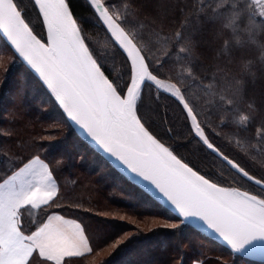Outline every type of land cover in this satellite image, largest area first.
Listing matches in <instances>:
<instances>
[{
	"label": "snow or ice",
	"instance_id": "1",
	"mask_svg": "<svg viewBox=\"0 0 264 264\" xmlns=\"http://www.w3.org/2000/svg\"><path fill=\"white\" fill-rule=\"evenodd\" d=\"M28 3L30 8L24 0H0V34L12 51L8 60L0 56V83L9 66L19 61L65 122L78 127L175 213L153 217L147 230L162 226L178 234L193 225L229 252L230 259L218 258L219 264L264 257V106L245 103L249 78L256 76L255 59L232 51L251 44L264 64V0H215L200 5L195 14H185L181 7L174 10L178 22L170 21L167 13H153L141 0H87L92 20L112 46V63L92 46L71 0ZM205 25L213 26L214 39L223 41L225 58L220 62L218 53L211 72L201 66L206 73L201 75L196 36ZM237 62L238 73L232 68ZM146 86L155 93L153 111L161 95L171 99L188 129L185 142H195L197 151L218 162L231 174V182L206 171L177 151L181 145L169 142L180 134L167 113L157 125L146 111ZM163 125L168 127L161 135L157 127ZM226 126L229 139L241 137L236 148L245 156L255 153L254 161L260 158L258 168L217 142L222 136L218 130ZM249 128L254 135L242 136ZM51 139L18 140L0 148V264H74L94 253L100 259L93 264H105L103 257L130 241L135 231L111 239L102 235V225L90 232L83 221L63 214L81 205L62 194L56 173L63 158H49L40 142ZM26 213L33 217L30 224L25 223ZM97 215L141 223L115 211ZM175 243L179 254L184 245ZM173 264L182 261L174 259Z\"/></svg>",
	"mask_w": 264,
	"mask_h": 264
},
{
	"label": "trees",
	"instance_id": "2",
	"mask_svg": "<svg viewBox=\"0 0 264 264\" xmlns=\"http://www.w3.org/2000/svg\"><path fill=\"white\" fill-rule=\"evenodd\" d=\"M114 2L122 3V0H114ZM214 2L215 0H141V3L153 13H167L168 19L173 22L179 20L178 11L174 12V10L183 7L185 14L188 12L195 14L200 5L207 6ZM24 5L31 7L28 0H24ZM71 5L82 25L88 30L92 46L99 55L112 63V46L108 43L104 32L92 20L87 1L71 0ZM32 19L35 20L34 14ZM196 39L200 42L197 70L200 71L203 66L210 73L213 64L217 62L218 53L220 62L225 58L223 41L214 39L211 25H205L202 31L197 33ZM232 51L233 55L239 56L243 52L245 59H255L253 70L256 76L254 80L249 78L245 103L253 107L264 106V64L258 60V51L247 43L243 48H234ZM0 56H5V60L12 56V51L1 36ZM115 68H119L118 63L115 64ZM232 68L238 73L240 63L233 64ZM200 74L206 75L203 71H200ZM207 82L205 80V83ZM144 93L145 109L156 120L157 125L165 119L167 113V119L172 122L171 126L180 134L174 137V141H169L181 145L177 147V151L206 171H211L223 180L231 182L233 179L231 174L224 171L218 162L211 156L205 157L203 152L197 151L195 142H185L184 138L189 135L188 129L184 127L183 116L173 101L161 95L158 101L159 107L154 112L153 109H156L152 99L155 95L154 90L150 91L146 86ZM53 124L59 127H50ZM167 127L168 125L157 127V131L163 135ZM218 131L222 133L218 143L240 152V155L248 160L250 167H259L260 158L257 157L255 161L252 159L255 153L245 156L242 150L235 147L240 136H232L229 139L224 135L228 132L227 126ZM49 135L53 139L40 142L46 148V155L48 152L53 154L52 157L48 156L49 158H63V166L56 173L62 194L81 205L80 208L65 209L63 214L83 221L89 226L90 232L96 225H102V235H107L111 239H115L123 232L135 231L130 241L111 255L103 257L105 264H173L174 259H180L182 264H193L194 261H200L201 264H219L218 258L230 259L229 252L222 244L206 237L191 225L183 227L177 234L162 226L147 230L146 226L133 224L126 219L98 216V212L115 211L134 217L138 221L152 222L153 217L171 218L175 214L116 171L105 158L84 142L69 122H65L59 109L49 103L46 91L34 79L25 75L23 65L17 61L9 66L6 78L0 83V148L11 146L18 140L30 143L33 138ZM241 135L253 136L254 128H249ZM61 148L67 149L64 155L59 152ZM69 164L72 168L68 171ZM86 166L90 167L89 172L85 170ZM240 183L244 181L241 180ZM118 196L130 200L126 202ZM34 211L37 215H41L43 210ZM32 219V216L25 214L26 224H30ZM129 223L134 226L130 230ZM177 240L184 245L180 248L179 254L176 253ZM98 242L94 240V243ZM95 257L97 258L94 253L92 256L76 259L74 264H93ZM236 264H264V261L238 257Z\"/></svg>",
	"mask_w": 264,
	"mask_h": 264
},
{
	"label": "water",
	"instance_id": "3",
	"mask_svg": "<svg viewBox=\"0 0 264 264\" xmlns=\"http://www.w3.org/2000/svg\"><path fill=\"white\" fill-rule=\"evenodd\" d=\"M87 1V0H86ZM0 36L2 37V39L5 41V43L7 44L5 38H3L2 34H0ZM70 126L72 127V129L75 131V133L84 141L86 142L94 151H96L98 154H100L103 158H105L108 163L116 170L118 171L120 174H122L125 178H127L130 182L134 183L136 186H138L139 188H141L143 191H145L148 195H150L152 198H154L156 201H158L160 204H162L165 208H167L161 201L157 200L149 191H147L143 185L141 183H139V178L134 177V174H130L128 173V171L126 169L123 168L122 165L119 164L118 161H116L114 158L109 157L107 154H105L104 152H102L89 138H87V136L78 128L76 127L74 124H72L71 122H69ZM169 211L172 212V210L170 208H167ZM174 213V212H172ZM175 214V213H174ZM193 226V225H191ZM195 228V226H193ZM197 229V228H195ZM198 230V229H197ZM199 231V230H198ZM211 238V237H210ZM212 239V238H211ZM214 240V239H213ZM216 241V240H215ZM220 244H222L220 241H216ZM223 245V244H222ZM249 259L252 260H263L264 261V257L261 256H255V257H250Z\"/></svg>",
	"mask_w": 264,
	"mask_h": 264
},
{
	"label": "rangeland",
	"instance_id": "4",
	"mask_svg": "<svg viewBox=\"0 0 264 264\" xmlns=\"http://www.w3.org/2000/svg\"><path fill=\"white\" fill-rule=\"evenodd\" d=\"M7 55H8V53H7ZM3 58L5 59V56H4ZM66 150H67V149H62V148H61V149L59 150V152L62 153V154L64 155V154L66 153ZM52 155H53V154H52L51 152H48V153H47V156L52 157ZM71 168H72V167H71V165L69 164V166H68V171L71 170ZM89 169H90V167L86 166L85 170H86L87 172H89ZM95 176H96V174L94 175V177H95ZM118 198H119V199H122L123 201H126V202L130 200V199H128V198L125 199V198L120 197V196H118ZM127 217H128V216H127ZM126 220H128V219H126ZM137 221H138V220H137ZM129 222H130V221H129ZM140 222H141V223H139L138 225L143 226V227H144V226H147V224H151V221H147V220H143V221H140ZM129 225H130V227L128 228L129 230H130L131 228L134 227V226H133L132 224H130V223H129ZM95 258H96V257H95ZM97 258H98V257H97ZM97 258H96V259H97Z\"/></svg>",
	"mask_w": 264,
	"mask_h": 264
}]
</instances>
